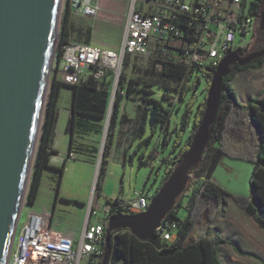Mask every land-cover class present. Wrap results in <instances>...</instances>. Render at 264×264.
<instances>
[{"label":"trees","instance_id":"obj_1","mask_svg":"<svg viewBox=\"0 0 264 264\" xmlns=\"http://www.w3.org/2000/svg\"><path fill=\"white\" fill-rule=\"evenodd\" d=\"M69 1L62 15L59 27L58 56L62 47L71 42L73 26ZM264 0L252 2V13L259 16ZM89 43V39L87 42ZM125 57L124 61H128ZM123 61V62H124ZM157 57L152 59L148 75L153 79L137 82L121 77L117 84L109 124L105 135L104 146L97 175L95 200L101 197L102 183L106 174L112 148L116 141L118 127L126 121L120 115L121 103L125 94L132 91L139 94L141 104L139 123L135 130L138 136L144 132L149 114L158 109L154 115L152 128L160 126V141L164 147H171L168 156L163 158L164 170L159 187L172 174L175 165L185 156L190 144L202 121L205 110L206 95L197 102V94L207 91L210 81L215 74L214 67L190 66L188 68L178 64L165 62L160 68L156 67ZM264 66V57L258 58L246 65L231 66L229 74L222 81L219 105L214 121L209 126L208 138L199 163L188 173V182L181 195L173 203L164 221L177 223L176 238L172 242L163 241L154 234L146 241L137 239L128 230L105 229L106 244L104 246V263L108 259L111 264H222L218 258V247L223 244H233L222 238L217 232H208V229L225 204L228 194L212 179L213 172L220 164L223 156L232 159L251 162V198L250 200L238 199L240 206L252 219L264 228V92L258 97L248 98L241 104L236 96L233 82L236 74L247 70H257ZM175 83L174 87L169 83ZM112 78L97 82L89 78L77 85H65L56 75L48 83L38 139L34 151L32 167L27 185L25 201L33 205L38 197L42 175L46 170L58 172L56 181V197L59 195L64 165L53 168L49 164L53 153L52 139L58 115V102L63 87L70 89V109L68 133L76 126L82 127L85 121H100L104 118L108 107V98L112 91ZM203 84V86H202ZM158 87L174 93L176 103H184L185 110L181 116L180 124L169 130V121L166 115L160 113V103L152 98V87ZM202 86V88H201ZM164 100H168L165 96ZM171 105V104H170ZM174 105V104H173ZM172 106V105H171ZM84 120L78 125L77 120ZM72 138L68 149L72 153ZM154 157H139V168L149 167L154 170ZM162 166V165H161ZM158 190V189H157ZM156 190V192H157ZM191 190L187 196L184 192ZM188 197V214L183 221L177 218L176 210L180 206V198ZM112 203V199H105ZM131 215L118 211L112 217Z\"/></svg>","mask_w":264,"mask_h":264},{"label":"built area","instance_id":"obj_2","mask_svg":"<svg viewBox=\"0 0 264 264\" xmlns=\"http://www.w3.org/2000/svg\"><path fill=\"white\" fill-rule=\"evenodd\" d=\"M254 1L132 0L117 49L70 42L62 47L60 56L53 50L50 71L68 86L89 78L103 82L111 77L113 91L125 57L145 58L153 53L158 58V68L165 62L186 68H216L225 56L244 48L252 38L258 19L252 13ZM69 6L73 16L96 15L91 0H70ZM97 200L91 199L77 239L54 231L49 212L29 213L17 238L16 227L5 264H103L105 229L112 213L140 215L147 209L150 198L143 191H134L129 199L115 198L111 204L99 205ZM178 226L163 220L155 234L165 242H172ZM107 264H111L109 259Z\"/></svg>","mask_w":264,"mask_h":264},{"label":"water","instance_id":"obj_3","mask_svg":"<svg viewBox=\"0 0 264 264\" xmlns=\"http://www.w3.org/2000/svg\"><path fill=\"white\" fill-rule=\"evenodd\" d=\"M60 4L61 0H0V264H5L9 255L30 177ZM262 57L264 47L244 57L232 53L221 60L207 90L201 124L185 156L143 213L111 217L109 230H128L141 241L154 236L186 187L189 170L200 161L217 113L223 78L231 66H243ZM157 112L154 109L149 114V127Z\"/></svg>","mask_w":264,"mask_h":264},{"label":"rangeland","instance_id":"obj_4","mask_svg":"<svg viewBox=\"0 0 264 264\" xmlns=\"http://www.w3.org/2000/svg\"><path fill=\"white\" fill-rule=\"evenodd\" d=\"M131 1L132 0H91V5L97 9L94 17H77L71 15L74 30L71 42H87L88 39L90 40L92 37V39L98 43L95 44L97 47L102 48V46H105L115 47L114 49H117L121 39L127 8ZM66 4L67 0H61L54 54L59 48V27ZM252 31L254 32L252 35L253 39L250 40L251 49L257 50L263 48L264 2L262 3L260 14ZM154 57L155 55L153 53L145 58L129 57L127 64L126 61L123 62L117 84L121 77H125L127 80L132 79L137 82L153 79L151 75H148V70L151 69V63ZM51 77L52 72L50 71L48 83ZM117 84L114 93L112 94L111 91V95L108 98V107L104 118L96 122L85 121L82 125V136H90L93 141V145L84 150L85 156L89 157V161L95 166V179L91 187H89L85 181L88 172L86 167L79 166L78 168H67L60 185L59 195L56 197L58 172L49 171L48 173L51 176H47L44 179L42 191L39 193L37 201L33 205L26 204V187L20 207V217L15 238H17L19 230L25 224L27 215L35 212L38 208L48 207L54 213L55 219L61 221L62 224L73 226L78 222L79 216L82 213V208L79 205L80 202H85L84 206L88 208L91 199L93 202L96 201L94 193L97 183V173L99 171L113 102L118 91ZM169 84L172 87L176 85L171 82ZM231 85H233L234 91L237 94L238 92L236 89L241 92L244 97L247 95L258 97L264 92V67L259 70L248 71L244 77L240 79L239 83L237 82L236 84L235 79ZM152 90V98L160 103V113L166 115L168 118L169 130L175 129L180 124L181 116L185 110L187 101L184 103H176L173 92L156 86L152 87ZM123 94L124 97L121 103L120 115H124L127 120L120 124L118 139L123 145H128L129 142L130 145L127 146V159L123 169L124 175L122 176L119 174L117 180L109 179L106 183V191L107 194H110L109 196H121L122 199H129L136 190L143 191L151 199L156 194V190L159 188L161 181L164 170L162 160L168 156L171 147H164L159 140V125L152 128L146 123L144 132L141 136L133 140L130 138V133L132 131L135 133L139 123L140 109H138V106L141 104V101L138 99L140 95L136 94V92L132 91L130 94H125V91H123ZM206 94L207 91L205 90L203 93H198L197 102L202 100ZM163 96L168 98V100H164L162 98ZM69 104V90L67 87H63L60 94L59 106H68ZM109 104L111 105L110 108ZM129 117H131V119ZM150 155L154 157L153 162L155 169L151 171L149 167L139 168V157L143 156L146 159ZM252 169L253 165L251 162L232 159L228 156L222 157L220 164L213 172L212 179L228 194L226 197L227 206L243 209L238 203V199L250 200ZM187 193L188 192H184L185 195ZM104 202V197L97 200V204L99 205H102ZM179 203L180 206L176 210V215L180 221H183L188 214V197H181Z\"/></svg>","mask_w":264,"mask_h":264},{"label":"crops","instance_id":"obj_5","mask_svg":"<svg viewBox=\"0 0 264 264\" xmlns=\"http://www.w3.org/2000/svg\"><path fill=\"white\" fill-rule=\"evenodd\" d=\"M89 43L94 46L95 44H98L92 39V37L90 38ZM102 48H110L112 50H115V47L102 46ZM251 70L252 69L244 72H239L238 74H236L233 82L236 79V84L237 82L239 83L240 79L244 77V75L248 71ZM68 90L70 94V89L68 88ZM236 91L238 92V94L236 93L237 99L241 104H244L248 98L254 97V95H247L244 97L242 93L237 89ZM69 109L70 104L68 106L65 105L61 107L59 106L58 102V115L52 139L53 153L50 156L49 164L53 168H59L64 165V173L62 179L67 168H78L79 166L86 167L88 172L85 181L89 185V187H91L95 179V166L89 161L90 158L85 156L84 150L87 147L93 145V141L91 140L90 136H82L83 132L81 131L82 127L80 126H76L72 130V136L68 133L67 130L69 128ZM59 110L61 111V114ZM129 118L131 119V117ZM83 121L84 120L78 119L76 122L78 125H80L83 124ZM118 133L116 136L115 144L111 151L109 163L106 168V174L102 183L101 197H104V199L122 198L121 196H109L110 194H107L106 191V183L109 179L117 180L119 174H121L122 176L124 175L123 169L127 159V146L130 145V142L128 145H123L118 139ZM136 137V133L132 131L130 133V138L133 140ZM71 138L72 153L69 155L68 149L70 146ZM49 171L55 172L54 170L44 171L38 196L42 191L44 179L47 176H51L48 173ZM189 194L190 192H188L186 195L188 196ZM84 203L85 202H80L79 204L82 208V213L79 216L78 222L73 226L62 224L61 221L55 219L54 213L48 207L38 208L35 212H49L51 215V228L54 231L62 233L73 239H77L83 230L87 214V208L84 206ZM209 232H217L222 238L230 241L233 244V246L229 244H223L218 247V258L222 264H264V228L260 227L244 209H236L227 206L226 198L225 204L211 224Z\"/></svg>","mask_w":264,"mask_h":264},{"label":"flooded vegetation","instance_id":"obj_6","mask_svg":"<svg viewBox=\"0 0 264 264\" xmlns=\"http://www.w3.org/2000/svg\"><path fill=\"white\" fill-rule=\"evenodd\" d=\"M251 39H253V37ZM252 51H254V50L251 49V41H249V43L244 48H241V49L236 50L233 54H237L240 57H244L249 52H252Z\"/></svg>","mask_w":264,"mask_h":264}]
</instances>
